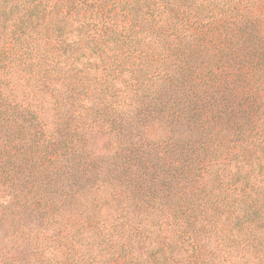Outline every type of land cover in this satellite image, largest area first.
Returning <instances> with one entry per match:
<instances>
[{"label": "trees", "instance_id": "1", "mask_svg": "<svg viewBox=\"0 0 264 264\" xmlns=\"http://www.w3.org/2000/svg\"><path fill=\"white\" fill-rule=\"evenodd\" d=\"M0 264H264V0H0Z\"/></svg>", "mask_w": 264, "mask_h": 264}]
</instances>
